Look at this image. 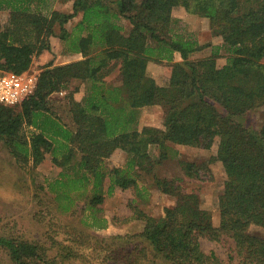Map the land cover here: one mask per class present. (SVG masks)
Listing matches in <instances>:
<instances>
[{"label": "trees", "instance_id": "trees-1", "mask_svg": "<svg viewBox=\"0 0 264 264\" xmlns=\"http://www.w3.org/2000/svg\"><path fill=\"white\" fill-rule=\"evenodd\" d=\"M55 1L0 0V11L10 12L8 21H0V70H30L35 57L51 49L57 24L67 47L86 56L46 64L33 94L16 105L0 102V140L23 167L38 166L48 155L68 166L51 189L65 212L78 205L71 190L86 196L80 223L106 228L140 219L145 225L89 244L77 227L53 228L49 238L59 244L54 255L48 241L2 234L0 247L13 264H264V235L251 230L264 229V113L259 128L245 121L264 106V0H74L72 12L53 9ZM180 7L208 18L213 36L221 37L211 54L192 58L204 45L176 30L173 12ZM79 12L83 18L71 32L65 25ZM223 47L227 61L219 65ZM153 62H167L165 82L150 72ZM114 70L120 85L107 82ZM75 79L88 87L81 101L66 94L73 129L52 111L50 97ZM152 105L164 107L162 125L138 128L140 109ZM25 124L34 127L30 134ZM172 144H217L210 161L221 162L227 175L218 225L197 191L185 192L178 179L160 175L159 166L175 151ZM118 148L128 154L126 165L105 167ZM210 161L180 164L190 178L205 182L215 178ZM149 186L175 196V204L160 215L148 213L143 205ZM117 188L133 189L137 197L130 216L109 220L101 205ZM63 232L75 244L61 239ZM203 238L230 242L228 258L206 251Z\"/></svg>", "mask_w": 264, "mask_h": 264}, {"label": "rangeland", "instance_id": "rangeland-1", "mask_svg": "<svg viewBox=\"0 0 264 264\" xmlns=\"http://www.w3.org/2000/svg\"><path fill=\"white\" fill-rule=\"evenodd\" d=\"M72 7V0L65 2L56 0L53 4V9L70 10ZM9 17V10L0 11L1 22L8 21ZM174 17L177 19L175 23L176 30L192 34L204 45V48L196 51L192 58L207 56L213 52V46L222 44L221 37L213 36L208 18L190 13L182 7L174 10ZM68 26L70 25L68 24ZM53 39L55 42L59 40L55 39V37ZM55 44L56 47L57 43ZM227 56L228 51L223 47L218 57L219 65L227 61ZM36 59L38 58L35 57L31 70L40 73L43 64L39 63L40 59L36 62ZM150 72L157 75L160 82H165L169 73L167 62L151 63ZM65 95L66 93L53 95L50 99V104L54 112L57 114L59 111L65 121L69 123L71 121L69 111L67 112L63 109L65 102L68 101ZM164 112V107L161 105L141 108L138 114L137 127L141 129L146 125L161 126ZM263 113L264 106L252 110L245 116V121L248 125L259 128L263 121ZM25 130L30 134L31 128L29 126H26ZM172 146L175 151L171 153L168 160L159 166L160 175L178 179V184L185 192L197 191L200 194L203 207L211 211L213 222L218 225L220 222L219 196L224 188L227 175L221 162L210 161L216 153L217 144L211 149L184 144H172ZM152 153L158 155V147H152ZM48 156L49 159L38 166H33L31 163L23 167L16 161L5 143L0 140V235L16 232L23 233L31 238L41 239L44 242L48 241V244L51 245L50 253L54 255L58 251L59 244L52 243L49 238V235L53 233L51 231L53 228L58 232L65 230L72 232L75 230L73 226L77 227L78 230L80 229L84 232L80 234L81 236H77L82 237L88 244L110 235L135 233L143 229L145 221L140 219L121 224H113L111 222L106 228L80 223L79 220L84 214L82 210L87 201L86 196H80L74 190H71L70 195L76 198L77 207L68 212L63 211L61 207L62 200H57V193L52 191L51 188L53 187L52 183L62 178L61 172H67L68 166L56 165L50 160L51 155ZM127 160L128 154L126 151L116 150L111 157L105 159L104 166L109 168L125 166ZM180 160L210 161L209 166L212 168L215 178L205 182L190 178L180 164ZM149 188L151 192L149 195L150 199L143 205L148 213L160 215L165 206L175 204V196L163 194L153 186H149ZM135 197H137V194L133 189L123 190L117 188L114 194L108 196L101 205L103 209L101 214L105 215L109 220L114 216H119L120 218L130 216L133 213L131 199ZM74 211H76V215L73 214ZM89 213V210L86 211V215ZM88 219L89 221L91 220L90 218ZM66 226L70 227L67 228ZM251 230L264 235V229L259 226H252ZM60 238H70V242L75 244L73 238L67 232L60 234ZM202 246L206 251L215 250L223 259H227L231 252L230 242H217L203 238ZM0 264H13L7 250L1 247Z\"/></svg>", "mask_w": 264, "mask_h": 264}, {"label": "crops", "instance_id": "crops-1", "mask_svg": "<svg viewBox=\"0 0 264 264\" xmlns=\"http://www.w3.org/2000/svg\"><path fill=\"white\" fill-rule=\"evenodd\" d=\"M60 1L65 2L64 0H60ZM66 1H68V0H66ZM72 1L74 2V0H72ZM55 10L62 11V12H72L73 7L70 10H63V9H55ZM173 15H174V12H173ZM82 18H83V12H79L65 26L67 27V29L69 31L73 32L75 27L82 20ZM68 24L71 27L68 26ZM123 24L125 25V31L128 32L131 28L130 22H128L124 18ZM61 33H62L61 25L57 24L55 26V35H53L51 37V49L46 50L42 54L38 55L36 57L38 59L35 60L36 62H37V60L40 59L39 63L43 64V66H45L48 63H53L54 65H61V64H66V63H70L73 61L81 60V59H84L86 57L82 52L70 50L67 47V41L61 38ZM54 37H55V39H59V40H57V42H55V40L53 39ZM55 43H57L56 47H55V45H56ZM52 54H53V56H52ZM43 66L41 67V70H42ZM30 71H32V70L30 69ZM107 82L109 85H120L121 84V80L119 79V76H118V70H116V71L114 70V72L107 77ZM109 85H107V86H109ZM87 87H88V85L85 82H83L79 79H75V80H72V82L68 88L63 89L61 92H55L53 95H55V94L62 95L64 93L67 94L70 92H74L75 98L77 100L81 101L85 98V95L87 93ZM53 95H51L50 98H52ZM65 97H66V95H65ZM145 107H147V106H145ZM61 109H62V107H61ZM63 109H65L64 111H67V112L69 111L68 101L65 102V106L63 107ZM52 111H54L53 108H52ZM57 115H59L62 118V120L67 123V121H65V119L62 117V115L59 113V111L57 112ZM69 115H70L71 121L69 122L70 124L69 123H67V124L74 129V127H73L74 123L72 121L70 112H69ZM26 126H29L31 129L34 128L32 125L25 124V127ZM117 150H123V149L118 148Z\"/></svg>", "mask_w": 264, "mask_h": 264}, {"label": "built area", "instance_id": "built-area-1", "mask_svg": "<svg viewBox=\"0 0 264 264\" xmlns=\"http://www.w3.org/2000/svg\"><path fill=\"white\" fill-rule=\"evenodd\" d=\"M38 73L25 71L16 73L0 70V102L16 105L34 93L38 83Z\"/></svg>", "mask_w": 264, "mask_h": 264}]
</instances>
